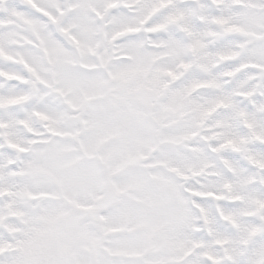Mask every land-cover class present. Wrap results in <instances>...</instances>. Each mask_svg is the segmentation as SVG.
Listing matches in <instances>:
<instances>
[{"label": "snow or ice", "instance_id": "obj_1", "mask_svg": "<svg viewBox=\"0 0 264 264\" xmlns=\"http://www.w3.org/2000/svg\"><path fill=\"white\" fill-rule=\"evenodd\" d=\"M21 2L6 11L26 15L38 43L24 49L25 67L13 78L18 91L34 87L36 95L25 97L24 115L0 114V125L15 121L25 141L17 166H6L18 145L11 132H0L7 150L0 153V207L24 193L43 200L37 213L20 209L14 234L0 235V264H264V212L255 208L264 209V187L233 185V199L218 192L213 182H233L209 165L221 141L207 133L194 139L206 93L193 97L191 116L184 110L186 90L200 79L186 49L228 51V60L261 82L224 89L229 95L217 96L223 112L209 126L220 131V116L243 113L264 133V0ZM65 4L68 15L57 20ZM132 13L137 24L125 25ZM10 22L0 17V24ZM210 23L224 25L211 33L216 48L204 35ZM103 96L111 102L101 108ZM31 120L39 128L28 126ZM185 143L198 155L177 147Z\"/></svg>", "mask_w": 264, "mask_h": 264}, {"label": "rangeland", "instance_id": "obj_2", "mask_svg": "<svg viewBox=\"0 0 264 264\" xmlns=\"http://www.w3.org/2000/svg\"><path fill=\"white\" fill-rule=\"evenodd\" d=\"M46 2L54 3L55 0H46ZM21 0H0V17L8 16L10 19V23L7 25L0 24V34H3V38L0 39V59L2 62H0V73H8V77L12 78L10 80L14 81V76L25 67V56L23 54L24 49L28 47H34L36 43H38V39L36 38L34 26L31 23V21L28 19V17L24 14H21L19 16L17 15H8V12L6 10L14 9L21 4ZM34 4L41 3V0H33ZM163 7V4H157L153 7V10L149 12L147 15L141 17L139 21V26L142 27L144 23H146L148 20L151 19V17L156 13L159 8ZM127 11V10H125ZM56 13L57 20L61 19L63 16L68 15V9L67 5L65 4L64 12ZM103 15L108 14V10L104 9L102 12ZM127 24H137V20L135 17V14H129L128 17L125 18V25ZM211 24V23H210ZM215 24L208 25L204 29V35L205 37L209 38L211 35ZM210 26V27H209ZM218 28L223 27V25H217ZM108 27V25L101 23L100 28L103 30V28ZM121 27L120 24H116L114 26V30L118 31ZM216 28V27H215ZM8 33H10V38L8 37ZM216 37V36H214ZM210 40L207 39V45L209 44ZM218 41L215 43V48L217 47ZM186 51L189 54V63L196 66L198 69V75L200 77L199 80H196L193 82L191 87H189L186 90L185 96L189 95L190 92L193 89L199 88V92L195 95L197 99L200 98V96L204 93V100L208 104V110L205 113V116L202 118L201 123L197 125L196 128V136L195 140H201V138L207 133L209 134L213 140L219 139L221 141V144L217 147L216 151L210 154L209 157V165L213 172L219 173L220 175H223V172H221V169H223L224 172H227L224 169L223 164H226L228 168L232 170V174L229 172L228 175L233 177L232 184H221L219 182H213V186L216 187L217 191L222 193L223 196L226 199H233L236 197V191L233 188V185H236L238 189H245V187H242V183H246L247 181H243L242 177L245 176L244 171L241 169H237V164H241V162H234L231 161V152L232 150H238L240 149V153L243 155H247L248 158H251L258 166L264 167V147H262L261 139L255 144L250 137L244 134V129L241 130L240 126L248 125L247 127L251 128H257L256 121L250 120L247 116L244 118L245 124L242 123L240 126L236 123L237 118L235 116H221L219 119L222 121V127L220 131H217L215 128L210 127L209 125L214 123V117H216V114H213L211 118L208 117V112H210L213 108V106H217L220 104V99H217V96L220 97L229 95L226 91H224L223 86L218 90L216 88V83L221 82L220 76L221 73H226L223 70H227L223 68V70H212V67L217 65V57L215 53L212 54H199V53H193L192 49L189 47L186 49ZM231 55L230 52L224 51L223 56L225 59ZM230 61V60H228ZM230 63H232L230 61ZM244 67L243 65L236 64L234 66V70L241 69ZM243 72V76L241 77H235L238 78L237 80L234 79V83L236 85V90H242L245 88V86L249 83H254L258 86V84L261 82L260 77H257L255 81H251L249 77L246 75L245 70L241 69ZM179 72H183V69L178 70ZM233 71V70H232ZM25 75L27 76V73L25 72ZM1 77V76H0ZM4 77V76H3ZM6 78V77H5ZM201 83H206L211 85L209 90H203L199 87ZM9 84V83H8ZM108 84V85H107ZM106 86L110 89L111 87V81L110 79L107 81ZM36 95V91L34 87H30L27 89L26 92L18 91V87H15L14 85H8L0 79V105L3 107H0V114H3L7 116L10 112L11 114L19 113L20 115H24L25 113V97L31 98ZM109 101L111 102V99L109 96H103L100 97L97 101L98 104H100L101 108L103 107V101ZM187 98L185 99V101ZM215 102H212V101ZM193 97L190 98V110L193 108ZM214 103V105H213ZM15 105V108H12V106ZM10 106V107H9ZM219 112V111H218ZM186 113V112H185ZM188 115V113H186ZM192 115V113H191ZM188 115V116H191ZM43 118V117H42ZM28 126H35L36 128H39V123L35 120H31L29 122ZM246 128V127H245ZM81 130H84V126L81 125ZM0 132L8 133L11 132V135L8 137V139H11L13 143L17 144V150L15 152H12L11 155L8 157L7 160H5V165L15 168L17 166V163L20 160V150L19 146H22L24 141V130L20 127V125L16 124L15 121H13L12 127L8 128L3 125H0ZM261 135H264V133H261L257 128V136L256 138H260ZM116 139H119L118 137ZM246 139L249 140V144L247 142L246 151H243V148H245L244 144ZM228 141H231L229 144ZM261 146H260V145ZM244 145V146H243ZM177 147L181 148L184 152H190L194 156L198 155L197 152L193 151V149L189 148L187 143L183 145H178ZM227 148V149H222ZM6 148L3 145H0V153H4ZM219 155L221 158L216 161L214 159V156ZM226 157V158H225ZM0 159H3L2 156H0ZM242 163L247 162L248 166L243 167V169L246 171V169H250V161L247 159H241ZM10 161V163H9ZM194 163H197V165L201 169L202 175H207L209 172L208 167H204V165L200 164L199 161H194ZM252 166L254 169H256V165L252 163ZM253 169V170H254ZM249 171V170H248ZM102 172V170H101ZM246 174H248L246 172ZM6 179L10 180L13 183H20L23 180V177L21 176H15V177H7ZM250 187L255 188V184L249 183ZM256 185L260 188L257 183ZM224 192V193H223ZM7 199V198H5ZM42 200L43 197L37 196L36 199H33L31 194L24 193L20 197H14L12 203L6 204L4 207H0V225H6L9 229L13 230L12 233L5 232L3 228H0V235H10L14 234L15 228L17 225L21 224V221L24 219L20 209H27L28 211L32 213H37L41 207H42ZM247 207V205H246ZM256 212L259 214L261 211L260 205H255ZM264 210V209H263Z\"/></svg>", "mask_w": 264, "mask_h": 264}]
</instances>
